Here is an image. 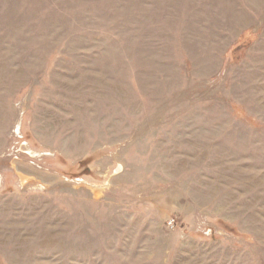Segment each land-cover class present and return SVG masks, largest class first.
Listing matches in <instances>:
<instances>
[{
	"label": "rangeland",
	"instance_id": "rangeland-1",
	"mask_svg": "<svg viewBox=\"0 0 264 264\" xmlns=\"http://www.w3.org/2000/svg\"><path fill=\"white\" fill-rule=\"evenodd\" d=\"M0 264H264V0H0Z\"/></svg>",
	"mask_w": 264,
	"mask_h": 264
}]
</instances>
